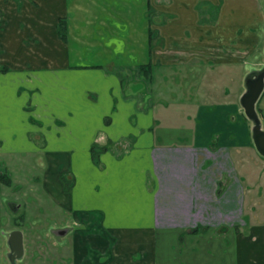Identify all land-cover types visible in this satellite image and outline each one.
<instances>
[{
    "label": "crops",
    "instance_id": "1",
    "mask_svg": "<svg viewBox=\"0 0 264 264\" xmlns=\"http://www.w3.org/2000/svg\"><path fill=\"white\" fill-rule=\"evenodd\" d=\"M105 1L0 0V172L28 196L12 211L36 220L46 202L67 264H160L159 236L164 264H264L263 160L240 104L264 0Z\"/></svg>",
    "mask_w": 264,
    "mask_h": 264
},
{
    "label": "rangeland",
    "instance_id": "2",
    "mask_svg": "<svg viewBox=\"0 0 264 264\" xmlns=\"http://www.w3.org/2000/svg\"><path fill=\"white\" fill-rule=\"evenodd\" d=\"M100 1H102V0H100ZM90 2H91V0H90ZM103 3H105L107 5V1L103 0ZM95 7L96 8H94V9L97 11L98 7L97 6H95ZM100 12L101 13H105V10H103V9H101L99 7V12L98 13H100ZM248 62L251 63L250 67H253V68L245 67L247 70L244 69L245 76L243 78L244 79L243 83H245V77H246V75L249 72H251L253 70H258V69L263 68V66H264L263 65L264 64V55L261 52L257 51L256 53H253L250 56V59L248 58ZM182 66L183 65H181V66L174 65V66H170V67L169 66L165 67V66L154 64V73L158 72V68L159 69H162V68L173 69V68L177 67L178 69L179 68L183 69ZM154 76L158 77V82L155 83V85L156 84H162V86L164 88H169L170 86L178 85V82L176 84L174 79L171 80L169 78V76H167V79H166V76H164V75H162V76L159 75L158 76V74H156ZM188 77L190 78L191 76H188ZM164 79H165V81H164ZM196 94H200V95L195 97V99L201 101V100H203V98L205 96V95H202V94H207V92L203 91V92H199V93H196ZM193 95L195 96V94H193ZM208 96H206V97H208ZM173 97H174L173 95L167 96L168 100L173 99ZM193 100H194V98H193ZM205 100H206V98H205ZM187 114L188 113H184V116H186ZM261 120L262 119L260 118L261 125L264 127V122H263V120L262 121ZM186 127H187V124L185 125L184 128H183V126H181V124L175 125L173 123H167V122L161 124V129L169 131V132H171L172 129L176 130L177 132H185L186 131ZM251 127H252V124H251ZM157 130H160V128H158ZM258 158H259V160H263V164H261L263 166L261 168H262V172L264 173V156H259ZM250 160L252 161V163H254V159L250 158ZM0 166H1V164H0ZM0 171L5 172L6 169L3 168V166H2V167H0ZM30 172H32V174L38 176L39 179H40V180H35L34 176H32L31 182L40 181V183L43 184V182H44L43 181L44 180L43 172L44 171L41 172V169L39 168V166L36 167V170H32ZM17 173L22 174L19 171H17ZM0 174H2V173L0 172ZM64 176H65V179L66 180L68 179V181H69V177H71V176H69V173H66ZM0 185H1L2 189L5 190L4 193L8 192V194L6 195V199H5L6 203H4L5 205H2L3 215L1 217V227L3 228V230H0V264H11V262L8 259V255H7L8 248H7V245H6L7 244V235L6 234H8L10 232V230L15 227V224H14L15 223V219L18 220L19 214H17V213L14 214V212L12 210H10L9 205H8V201H10V199L13 200L14 196H15V193L20 192V191H21L20 193H22L21 196H22L23 201H28V196L25 194L27 191L22 192L26 188V187L24 188V184L23 185L19 184L17 186H15V185L8 186L7 183L1 181ZM36 189H37L36 187L32 188L33 191H35ZM259 190H261V189H259L258 186H257L256 192L259 191ZM41 194H44V192L42 191ZM259 196H260L259 197V199H260L259 200V206H261L260 208H263V212H264V195L260 194ZM34 200L35 199L32 198V201H34ZM34 204L35 205H40L41 203H39V204L38 203H34ZM41 205L43 207V208H41L39 210V214L41 215V218H37L36 220L35 219L32 220L33 221V223H32V221L30 219H28V217H27V219L24 218V214H23V219H19L20 221H23L21 223V225H20V229L25 230V233H26V235H25V239L26 240L25 241H26V245L28 247V252H27L28 253V257L30 255H32L33 250L36 251V255H38V256L34 257V261H30L27 258L26 261H24V262L20 261V263H18V264H27V260H28V264H46L45 256H46V253L48 251L49 252H52V251L55 252L54 256L49 257V262H52V264H67V261H68L67 256H68V253H69L70 250L69 251H65V253H67V254H65L63 256L62 255V253H63L62 251L64 250L63 247L59 248V246L56 244V242L54 240V237L50 236V233L46 232V229L49 226V221H50L51 217L48 216L49 213H47V210L45 211L46 202H43ZM22 210H24V209H22ZM22 212L23 211H21V213ZM32 212H33V210H30L29 213H27V214L30 215V214H32ZM260 212H261V209H259L258 211H255L256 214H260ZM37 213H38V211H37ZM263 216H264V213H263ZM256 218H258V215L256 216ZM38 229L39 230H43L44 233L43 232H39ZM70 236H71V234L69 235V237ZM159 237L160 238L158 240V253L160 255V264H162V262L164 264L166 262V260L168 262L172 261V263H174L173 257L171 259L170 258L171 256L168 255L169 253L167 252V248L164 245L165 244L164 243L165 240H164L163 236H159ZM32 248H34V249L30 253L29 250L32 249ZM170 251L172 252V254H174L173 250H170ZM27 253H26V255H27ZM58 254H60V255H58ZM175 254H176L175 255L176 258H177L178 255H180L179 249H177L175 251ZM37 258L39 259V263L37 261ZM165 258H166V260H165Z\"/></svg>",
    "mask_w": 264,
    "mask_h": 264
},
{
    "label": "water",
    "instance_id": "3",
    "mask_svg": "<svg viewBox=\"0 0 264 264\" xmlns=\"http://www.w3.org/2000/svg\"><path fill=\"white\" fill-rule=\"evenodd\" d=\"M264 89V66L249 72L245 77V91L240 97V104L249 120L252 122L251 134L253 144L259 154L264 156V129L256 110V103ZM8 258L15 264L24 254L23 233L13 229L7 236Z\"/></svg>",
    "mask_w": 264,
    "mask_h": 264
},
{
    "label": "flooded vegetation",
    "instance_id": "4",
    "mask_svg": "<svg viewBox=\"0 0 264 264\" xmlns=\"http://www.w3.org/2000/svg\"><path fill=\"white\" fill-rule=\"evenodd\" d=\"M8 205H9V202H8ZM9 208H10V210H14L16 207H15V205L13 204V203H11L10 202V205H9ZM15 222H18V223H20V220L18 219V220H16L15 219ZM15 226H17L16 224H15ZM13 229H15V227L14 228H12L11 230H13ZM10 230V231H11ZM63 230H68V228H63V229H61V228H57V229H51L50 230V236H53L54 237V240H58V239H60V236L58 235V233L59 232H62ZM4 234V233H3ZM7 236H8V234H6ZM24 239H25V235H23V245H24ZM7 245V244H6ZM7 248H8V245H7ZM8 250H9V248H8ZM24 254H25V248H24ZM23 254V256L20 258V259H17L16 260V263L18 264V263H20V261H22V259H23V257L25 256ZM7 255H8V251H7ZM9 259V258H8ZM10 261V260H9ZM15 263V264H16Z\"/></svg>",
    "mask_w": 264,
    "mask_h": 264
},
{
    "label": "trees",
    "instance_id": "5",
    "mask_svg": "<svg viewBox=\"0 0 264 264\" xmlns=\"http://www.w3.org/2000/svg\"><path fill=\"white\" fill-rule=\"evenodd\" d=\"M62 23L65 26L64 21H62ZM60 32H61L62 39L65 40L66 39V26L65 27H63V26L61 27L60 26ZM150 68H151V65L150 64H146V67L145 66H141L140 67L141 70L150 69ZM95 149L96 148L92 146V153H93V155H96L97 154V152H96ZM0 181L5 182L7 184L10 183L9 178L7 176H5L4 174H0Z\"/></svg>",
    "mask_w": 264,
    "mask_h": 264
}]
</instances>
